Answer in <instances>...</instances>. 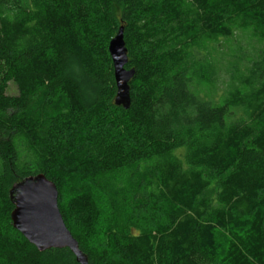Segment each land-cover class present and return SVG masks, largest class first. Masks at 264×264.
Wrapping results in <instances>:
<instances>
[{
    "label": "trees",
    "instance_id": "trees-1",
    "mask_svg": "<svg viewBox=\"0 0 264 264\" xmlns=\"http://www.w3.org/2000/svg\"><path fill=\"white\" fill-rule=\"evenodd\" d=\"M236 18L264 42V0H0V264H79L12 227L9 191L39 173L88 264H264V52L221 104L191 89L213 80L205 38ZM120 26L128 110L108 53ZM63 171L105 198L97 226L90 195L63 203Z\"/></svg>",
    "mask_w": 264,
    "mask_h": 264
},
{
    "label": "water",
    "instance_id": "water-1",
    "mask_svg": "<svg viewBox=\"0 0 264 264\" xmlns=\"http://www.w3.org/2000/svg\"><path fill=\"white\" fill-rule=\"evenodd\" d=\"M116 87L114 104L128 110L130 107V82L134 77L133 69H126L127 49L124 42V27L120 26L108 44ZM9 199L13 205L11 212L12 227L39 252L50 249L67 248L79 264H88V258L78 245L77 240L67 229L58 207L56 185L44 174L31 175L15 182Z\"/></svg>",
    "mask_w": 264,
    "mask_h": 264
},
{
    "label": "rangeland",
    "instance_id": "rangeland-1",
    "mask_svg": "<svg viewBox=\"0 0 264 264\" xmlns=\"http://www.w3.org/2000/svg\"><path fill=\"white\" fill-rule=\"evenodd\" d=\"M210 2L214 6L224 8L229 5L231 0H210ZM231 29L233 34L230 38L207 37L203 42L204 60L206 59L209 62L214 71L212 82L201 83L194 80L191 83V89L196 96L215 104L222 103L232 90V85L236 84L238 77L246 72L250 62L264 52V42L250 24L236 18ZM114 32L113 35L115 36ZM7 94H17V89L11 82L8 85ZM19 150L24 159L26 157V146L20 145ZM25 159L29 161L28 158ZM148 171V167L141 164L139 178H141V175H143L142 178H147ZM132 180H134V177L131 175L126 182L130 183ZM57 181L62 187L64 204H68L75 197L90 195L96 210L94 215V222L96 221V223L94 226H97L99 215L104 214L106 204L105 198L100 192L91 188L85 181L68 175L64 171L60 173ZM130 185H133V183ZM221 236L222 233H219L218 239Z\"/></svg>",
    "mask_w": 264,
    "mask_h": 264
}]
</instances>
